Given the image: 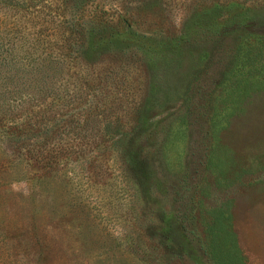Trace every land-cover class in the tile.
<instances>
[{"label":"rangeland","instance_id":"1","mask_svg":"<svg viewBox=\"0 0 264 264\" xmlns=\"http://www.w3.org/2000/svg\"><path fill=\"white\" fill-rule=\"evenodd\" d=\"M11 1L0 264H264V0Z\"/></svg>","mask_w":264,"mask_h":264},{"label":"trees","instance_id":"2","mask_svg":"<svg viewBox=\"0 0 264 264\" xmlns=\"http://www.w3.org/2000/svg\"><path fill=\"white\" fill-rule=\"evenodd\" d=\"M10 2H12L11 0H9ZM146 130V127L143 126L142 124H140L136 130V135H140L142 134L144 131Z\"/></svg>","mask_w":264,"mask_h":264}]
</instances>
